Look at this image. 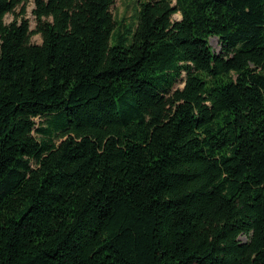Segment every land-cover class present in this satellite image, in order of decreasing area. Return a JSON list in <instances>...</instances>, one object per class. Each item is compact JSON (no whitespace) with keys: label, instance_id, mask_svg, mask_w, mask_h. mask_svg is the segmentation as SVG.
I'll list each match as a JSON object with an SVG mask.
<instances>
[{"label":"trees","instance_id":"obj_1","mask_svg":"<svg viewBox=\"0 0 264 264\" xmlns=\"http://www.w3.org/2000/svg\"><path fill=\"white\" fill-rule=\"evenodd\" d=\"M114 2L0 0V264H264V0Z\"/></svg>","mask_w":264,"mask_h":264},{"label":"rangeland","instance_id":"obj_2","mask_svg":"<svg viewBox=\"0 0 264 264\" xmlns=\"http://www.w3.org/2000/svg\"><path fill=\"white\" fill-rule=\"evenodd\" d=\"M33 3L29 2L26 5V14L24 18L29 20L30 23V29L33 30L35 28V20L34 16L32 15V9H33ZM135 8H136V0H115L114 4L111 7V13L114 17V20L116 22V28L120 25H127L134 21L135 18ZM19 8L15 11V14L19 12ZM14 19V16L11 14H8L4 18L5 24H9ZM174 20H179L180 16L179 14H176L173 16ZM31 43L32 44H40L41 43V37L39 35H33L31 37ZM209 44L212 48V50L217 53L220 50L219 41L217 38H210ZM178 88L182 87V84L179 83L177 85ZM37 125L41 124L40 119L35 120ZM241 241H245L244 237L240 238Z\"/></svg>","mask_w":264,"mask_h":264}]
</instances>
